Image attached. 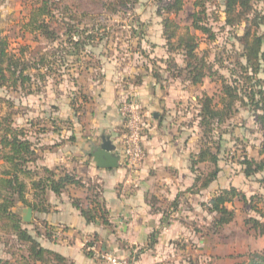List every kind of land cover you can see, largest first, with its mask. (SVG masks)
Masks as SVG:
<instances>
[{"label": "rangeland", "instance_id": "1", "mask_svg": "<svg viewBox=\"0 0 264 264\" xmlns=\"http://www.w3.org/2000/svg\"><path fill=\"white\" fill-rule=\"evenodd\" d=\"M60 1L59 10L54 12L52 27L56 30L62 27L63 30L64 24H69L76 30L85 29L96 37L93 46L85 48L82 53H74L64 43L60 46V40L47 41L23 30L37 0H0V39H7L8 50L16 55H24L26 59L32 52H37L32 57L37 60L44 54L47 60V68H40V71L30 69L32 80L24 89L13 90L9 86L0 88V119L7 117L16 126H24L36 148L45 146L37 143L39 136H57L58 132H69L73 128L72 120L81 123L95 119L97 112L93 105L101 91L102 82L106 81L103 76H107L106 72L109 71L124 70L133 77L128 81L126 77H119L116 84L124 85L130 81V85H136L138 75L147 73L161 89L167 88L166 91L170 94H167V99L170 101L165 105L166 110H163L164 117L166 116L165 128L169 127L175 136L182 134L183 139H189L190 149L198 152L202 134L194 119L197 110L195 99L203 94L215 96L221 82L219 76L231 83L234 74L235 78L239 77V85L244 89L249 87L253 79L250 80L251 75L250 81L245 77V60L241 57L243 48L238 38L249 26L252 34L264 35V0L253 2L247 20L232 28L224 24V0H201L206 10V23L214 32L215 39L210 41L206 39L207 36L197 33L200 41L198 54L205 55L212 66L209 77L197 86L186 81L185 74L177 76L165 72V61L171 58L178 66H184L183 57L169 53L161 36L162 17L157 14L171 0H133L117 14L100 9L96 0ZM195 1L183 0V11L176 17H170L179 24L180 33L184 32L185 26L190 25L191 17L196 12L193 5ZM254 23L260 26L256 27ZM59 32L63 34L64 30ZM67 51L68 54L73 53L72 56H67ZM262 70L263 68L259 77L264 75ZM119 97L118 109L124 103L135 101L128 94ZM240 106L237 103L236 112L229 124L215 134H221L223 146L219 155L222 159L218 165L220 172L212 187L206 192H196L195 196L189 198V203L180 208V213L182 210L184 213L189 210L190 219L184 225L195 232V238L188 243L184 242L186 239L180 238L175 244L176 250H190V261L187 264H247L252 253H264V250H251V245L257 239L252 232L248 234L244 224L245 219L255 216L249 205L256 204L259 208L264 205V177L258 174L245 178L241 172L239 174L241 169L238 166L245 154L248 158L261 160L258 155L261 131L255 124L253 112ZM140 112L142 114V110ZM81 128L86 130L85 125ZM123 130L120 139L125 133V128ZM68 134L65 136H69ZM199 169L208 174L213 171L214 166L204 164ZM231 183L245 191L248 202H234L235 210L238 211L235 223L214 229L211 224L212 215L204 209V202L223 185ZM184 195L187 196L188 193L185 191L178 196L184 199ZM6 240L4 237L0 239V255L13 261L15 258L11 254H18L16 246L4 244ZM92 255L94 257L93 253ZM96 261L102 264L100 260Z\"/></svg>", "mask_w": 264, "mask_h": 264}, {"label": "crops", "instance_id": "2", "mask_svg": "<svg viewBox=\"0 0 264 264\" xmlns=\"http://www.w3.org/2000/svg\"><path fill=\"white\" fill-rule=\"evenodd\" d=\"M106 74L103 76L106 81L102 82L93 105L97 112L95 119L81 123L72 120L73 128L69 132L39 136L37 143L45 146H34L36 159L30 168L36 169L38 174L33 180L43 177L42 169H46L57 177L64 173L73 175L82 186H67L58 196L47 192L43 205L46 211H34L18 202L12 212L22 221V211L30 208L32 222H22L29 230L37 228L40 235L37 240L42 248L60 255L70 264H99L88 250L90 244H96L117 257L134 254L138 264H187L190 250H176L175 244L180 238L186 239L185 243L195 238V232L184 225L190 219V212L182 210L180 213V208L196 195L192 192L195 174L189 162L198 152L190 149L189 139H183L182 134L175 136L169 127L165 128L163 110L170 101L167 88L161 89L147 73L138 75L139 81L133 86L130 81L124 85L115 83L119 77H126L127 81L133 77L124 70ZM122 94L134 97L147 126L142 137L145 158L136 170L124 164L120 139L124 126L117 106ZM83 125L85 131L81 128ZM28 138L33 143V139ZM104 140H108L112 155L118 158L116 168H98L94 162L91 153L100 148ZM3 169L0 161V173ZM23 180L27 185L26 200L37 204L31 179ZM230 187L245 194L234 183L223 185L221 189ZM185 191L188 195H184V201L182 195H178ZM97 202L105 213L103 217L107 225L98 214L90 223L81 215L82 210L93 209ZM228 208L235 211L233 224L238 211L234 203ZM46 228L60 233L47 238ZM246 231L248 234L252 232L257 239L251 250H264V236L257 235L248 226ZM31 234L35 235L34 231ZM0 260L8 258L0 255Z\"/></svg>", "mask_w": 264, "mask_h": 264}, {"label": "trees", "instance_id": "3", "mask_svg": "<svg viewBox=\"0 0 264 264\" xmlns=\"http://www.w3.org/2000/svg\"><path fill=\"white\" fill-rule=\"evenodd\" d=\"M255 1L262 0H224L225 26L232 28L246 21L251 10L250 7ZM95 2H98L100 9L111 14H117L121 9H126L133 0H96ZM194 3L196 12L191 17L190 25L184 27L183 33L179 32L180 26L173 20L174 18H170L171 16L176 17L183 11V0H171L169 4L163 6L157 15L162 17L161 35L167 51L180 54L184 63V66H178L172 58L168 59L165 61L167 64L165 72L177 76H184L185 74V80L192 86H197L212 72V66L206 60L205 55L199 56L198 54L200 41L197 33L204 37L207 36L206 39L210 41L215 39V34L206 23V10L201 0H196ZM60 5V0H37L23 25V30L47 41L56 42L60 40L58 42L60 46L64 43L71 47L70 49L74 50V53L77 54L78 51L82 53L85 48L93 46L92 43L96 41V37L90 35L85 29L76 30L69 24H64L63 34L59 32L63 31L62 27L57 28V30L53 28L54 12L59 10ZM66 10L68 9L66 8ZM254 25L260 26L257 23ZM238 39L243 48L241 57L245 60L244 71L246 70V75L248 74L245 77L249 80V75H251L250 80L252 78L254 80H249V87L244 89L243 86L239 85V77L235 78L234 74L231 83L219 76L221 82L215 96L203 94L196 98L197 110L194 119L202 136L199 139L198 153L192 156L189 162L190 169L195 174L194 193L207 190L220 172L218 165L222 161L219 155L222 151L223 140L221 134L218 136L215 134L223 126L229 124L236 112L237 103L241 104L240 107H246L253 112L255 124L259 126L261 131L258 152L261 160L256 161L253 158H248L245 154L238 162L241 169L239 171L245 178H251L258 174L264 177V75L259 77L261 68H263L262 72L264 73V35L252 34L249 26L244 29L243 35ZM36 53L32 52L28 59L24 55L13 54L8 50L7 39H0V88L9 86L13 90L24 89L32 80L29 71L33 68L37 71H40V68H47V60L44 54L36 60L32 57ZM72 54L66 52L67 56H72ZM157 77L159 76L157 75ZM43 78L45 77L43 76ZM35 159L34 144L29 140L28 132L24 130V127L16 126L7 117L1 118L0 161L3 163L4 169L0 173V234L7 239L4 244L16 246L18 254H11L15 258L13 262L0 260V264H70L60 255L42 248L37 240V237L40 236L36 231L37 228L29 230L20 217L12 212L18 202L32 207L34 211H46L43 205L47 192L50 191L58 196L67 186H82L81 181L76 180L73 175L64 173L57 177L53 172L46 169H42L43 177L33 180V177L38 174L36 169L30 168ZM204 164L214 166L213 171L208 174L201 172L199 166ZM23 179H31L30 185L35 190L34 195L38 201L37 204H32L26 200L27 185ZM198 184L199 186H197ZM249 200L252 203V200ZM235 201L245 204L248 202L242 192L230 187L214 193L208 203L204 205L207 213L212 215L211 224L214 229H220L235 220V211L228 208ZM258 206L256 204L249 205L255 216L245 219L244 224L254 230L257 235L264 236V205L262 208ZM96 214L100 215V219L107 225L103 217L105 213L98 202L94 204L93 209L81 211V215L87 223L93 221ZM33 231L35 235L31 234ZM46 231L47 238H51L56 233L50 228H46ZM247 264H264V253H252Z\"/></svg>", "mask_w": 264, "mask_h": 264}, {"label": "built area", "instance_id": "4", "mask_svg": "<svg viewBox=\"0 0 264 264\" xmlns=\"http://www.w3.org/2000/svg\"><path fill=\"white\" fill-rule=\"evenodd\" d=\"M119 114L123 118L125 133L121 139V147L124 153V164L131 170H136L145 158L142 137L146 130V122L142 116L137 102L124 103L119 108ZM88 250L94 254L102 264H138L134 254L126 257H117L96 244H90Z\"/></svg>", "mask_w": 264, "mask_h": 264}, {"label": "water", "instance_id": "5", "mask_svg": "<svg viewBox=\"0 0 264 264\" xmlns=\"http://www.w3.org/2000/svg\"><path fill=\"white\" fill-rule=\"evenodd\" d=\"M112 147L108 140H104L100 148L93 150L91 155L98 168L112 169L118 166V158L112 155ZM22 221L24 223L32 222V210L30 208L22 211Z\"/></svg>", "mask_w": 264, "mask_h": 264}]
</instances>
